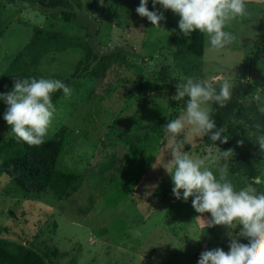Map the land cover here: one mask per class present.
I'll return each instance as SVG.
<instances>
[{
	"label": "rangeland",
	"instance_id": "rangeland-1",
	"mask_svg": "<svg viewBox=\"0 0 264 264\" xmlns=\"http://www.w3.org/2000/svg\"><path fill=\"white\" fill-rule=\"evenodd\" d=\"M77 1L101 22L99 47L133 46L142 57L154 55L159 67H171L179 79L198 76L213 84L228 80L244 92L264 90V60L253 52L256 43L264 44V0H247V15L225 28L235 41L222 49L211 48L205 34L192 32L204 38L202 56L183 46L190 44L192 35L185 37L178 27L179 15L159 3L154 9L148 0L147 7L163 13V29L136 12L140 0ZM36 26L76 33L38 11H15L0 0V75ZM79 56L78 51L67 50L54 55L50 64L42 58L36 78L68 77ZM95 64L69 86L70 97L62 93L53 103L56 111L48 131L52 135L67 126L69 142L57 165L79 171L81 184L66 199L56 200L49 192L31 198L16 192L10 178L1 174L0 236L29 240L41 249L56 246L61 255L51 256L53 264H197L205 250L219 247L227 252L241 226L206 227L210 213H197L192 197L177 199L166 170L173 143L201 158L209 151L216 154L217 147L201 145L189 126L173 141L162 127L184 110L171 109L166 90L130 93L138 79L134 69L120 58L101 70ZM6 108L0 99V144L14 136L3 119ZM229 160L210 165L217 177L220 167L228 169ZM258 165L261 177L255 182L264 189V159ZM228 179L237 190L251 186L258 192L256 185L229 169ZM238 239L248 243L245 237Z\"/></svg>",
	"mask_w": 264,
	"mask_h": 264
},
{
	"label": "trees",
	"instance_id": "trees-1",
	"mask_svg": "<svg viewBox=\"0 0 264 264\" xmlns=\"http://www.w3.org/2000/svg\"><path fill=\"white\" fill-rule=\"evenodd\" d=\"M12 5L15 11H38L45 17L59 22L63 27L76 30L72 34L64 29L36 26L30 39L23 45L11 60L5 73L0 75V89L11 91L15 79L37 77V64L43 58V63L50 64L54 55L76 50L80 56L76 60L73 72L61 81L70 86L93 63L98 70L110 60L120 58L123 65L134 69L138 74L137 82L130 93H142L146 90H166L168 104L173 110H185L186 100L175 101L172 97L176 93L175 85L185 78L176 76L167 65L159 67L156 57H142L133 46L117 44L112 48L99 47V32L101 22L90 12L83 9L79 1L69 0H4ZM190 44L184 42L183 46L196 56H202L204 38L197 33H191ZM168 40L167 43H170ZM172 43V42H171ZM264 60V44H255L253 50ZM219 87V84H214ZM63 93L57 90L52 94V103ZM211 118L215 121L217 129L223 127L222 135L228 136L226 143L219 140L212 141L210 134L200 136L203 146H215L222 151L231 148L232 156L228 162L229 172L244 177L256 185L258 192H264L260 182L261 177L259 161L264 159V150L259 148L257 137L264 135V90L259 93L244 92L233 86L232 96L221 108L210 103ZM6 122V121H5ZM259 125V127H257ZM6 126L9 127L6 123ZM68 128L59 127L52 135L45 137L40 146H29L24 141L12 136L0 144V176L6 174L15 191L23 196L41 197L49 192L56 200L66 199L72 195L81 184L82 174L74 168L58 167V161L67 144ZM237 141H242L238 144ZM104 144L108 145V143ZM113 160V157L112 159ZM109 165V164H108ZM61 255L56 246L35 247L26 240L24 242L0 236V264H53L51 256Z\"/></svg>",
	"mask_w": 264,
	"mask_h": 264
},
{
	"label": "clouds",
	"instance_id": "clouds-1",
	"mask_svg": "<svg viewBox=\"0 0 264 264\" xmlns=\"http://www.w3.org/2000/svg\"><path fill=\"white\" fill-rule=\"evenodd\" d=\"M157 3L179 15L178 27L185 37L199 31L207 36L213 49H222L235 41L236 37L225 28L233 20L247 15V0H152L154 9ZM147 4L148 0H140L136 12L146 17L152 26L162 28L163 13L150 11ZM178 81L172 99L179 101L187 97L186 107L181 117L168 120L162 127L165 134L175 141L189 126L198 136L210 134L212 141L226 143L229 137L222 135L223 127L217 129L209 104L225 107L231 99L233 85L228 80L218 82V88L208 80L185 78ZM57 90H62L65 97L72 93L61 80L44 77L15 79L11 91L0 93V99L7 105L3 119L16 138L29 146L45 142L56 111L51 96ZM257 142L264 150V135H259ZM182 149L175 143L171 145L172 159L166 168L175 197L185 201L192 197V207L197 213H210V218L205 220L206 227L241 226L239 235L230 240L227 252L219 247L205 250L197 264H264V192H257L251 186L237 190L228 179L226 165L218 169L219 177L211 170L210 165L232 156L231 148L221 151L217 147L216 154L209 151L203 158L193 157ZM238 237L247 238L248 243H240Z\"/></svg>",
	"mask_w": 264,
	"mask_h": 264
}]
</instances>
